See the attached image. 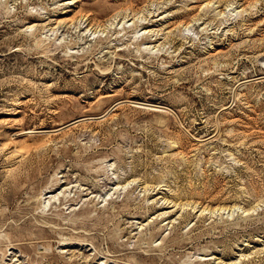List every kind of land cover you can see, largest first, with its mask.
I'll return each instance as SVG.
<instances>
[{
  "label": "rangeland",
  "instance_id": "1",
  "mask_svg": "<svg viewBox=\"0 0 264 264\" xmlns=\"http://www.w3.org/2000/svg\"><path fill=\"white\" fill-rule=\"evenodd\" d=\"M0 264H264V0H0Z\"/></svg>",
  "mask_w": 264,
  "mask_h": 264
},
{
  "label": "bare ground",
  "instance_id": "2",
  "mask_svg": "<svg viewBox=\"0 0 264 264\" xmlns=\"http://www.w3.org/2000/svg\"><path fill=\"white\" fill-rule=\"evenodd\" d=\"M79 69H80V68H79ZM118 103H120V102H118ZM106 114H107V113H106ZM106 114H105V115H106ZM89 118H95V117H87V118H82V119H80V120L89 119ZM26 132L28 133V132H30V131H25V133H26Z\"/></svg>",
  "mask_w": 264,
  "mask_h": 264
},
{
  "label": "water",
  "instance_id": "3",
  "mask_svg": "<svg viewBox=\"0 0 264 264\" xmlns=\"http://www.w3.org/2000/svg\"><path fill=\"white\" fill-rule=\"evenodd\" d=\"M96 118V117H95Z\"/></svg>",
  "mask_w": 264,
  "mask_h": 264
}]
</instances>
